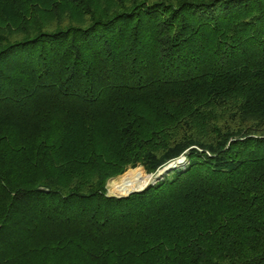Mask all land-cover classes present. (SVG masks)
Wrapping results in <instances>:
<instances>
[{
    "label": "trees",
    "instance_id": "16d2710c",
    "mask_svg": "<svg viewBox=\"0 0 264 264\" xmlns=\"http://www.w3.org/2000/svg\"><path fill=\"white\" fill-rule=\"evenodd\" d=\"M0 264H264V0H0Z\"/></svg>",
    "mask_w": 264,
    "mask_h": 264
},
{
    "label": "bare ground",
    "instance_id": "6f19581e",
    "mask_svg": "<svg viewBox=\"0 0 264 264\" xmlns=\"http://www.w3.org/2000/svg\"><path fill=\"white\" fill-rule=\"evenodd\" d=\"M181 160V159H179ZM180 162L173 163L171 167L179 166ZM169 166V168H170ZM167 168V169H169ZM164 170L161 171L164 172ZM152 179L146 176L140 169L129 171L116 179H111L107 183V190L110 195L122 196L128 192L140 189L146 185L151 184Z\"/></svg>",
    "mask_w": 264,
    "mask_h": 264
},
{
    "label": "water",
    "instance_id": "95a60500",
    "mask_svg": "<svg viewBox=\"0 0 264 264\" xmlns=\"http://www.w3.org/2000/svg\"><path fill=\"white\" fill-rule=\"evenodd\" d=\"M179 158H181V160L183 159L182 156H180ZM179 158H176V159L170 161L169 163H167L166 165H164L163 167H161L160 169H158L155 173H153V174H149V177L152 179V181H151L152 183H151V184L146 185V186H144V187H142V188H140V189L132 190V191H130V192H128L127 194L122 195V196H109V197H113V198H118V199H120V198H126V197H128L129 195L134 194V193H140V192H142V191L145 190L148 186H151L154 182H156V181L161 177V175H162V174H161V171H162V170L169 168V166L172 165L173 163L180 162L181 160H179ZM170 167H171V166H170ZM107 197H108V196H107Z\"/></svg>",
    "mask_w": 264,
    "mask_h": 264
},
{
    "label": "rangeland",
    "instance_id": "374dc122",
    "mask_svg": "<svg viewBox=\"0 0 264 264\" xmlns=\"http://www.w3.org/2000/svg\"><path fill=\"white\" fill-rule=\"evenodd\" d=\"M179 159H181V158H179ZM171 168V167H170ZM136 169H140L141 171L143 170L140 166H137V167H135V168H126V170L121 174V175H119V176H122V175H124L125 173H127V172H129V171H133V170H136ZM170 170V169H169ZM142 172H144L145 173V171L143 170ZM166 172H163L162 174L164 175ZM145 175L146 176H149V174H147V173H145ZM119 176H116V177H114L113 179H116L117 177H119ZM161 177H162V175H161ZM160 177V178H161ZM109 180H111V179H109ZM109 180H107L106 181V184H105V189H106V196H113V195H110L109 193H108V190H107V183H108V181Z\"/></svg>",
    "mask_w": 264,
    "mask_h": 264
}]
</instances>
